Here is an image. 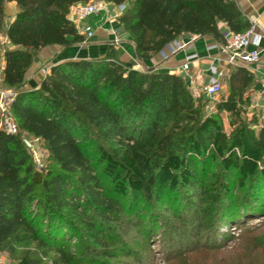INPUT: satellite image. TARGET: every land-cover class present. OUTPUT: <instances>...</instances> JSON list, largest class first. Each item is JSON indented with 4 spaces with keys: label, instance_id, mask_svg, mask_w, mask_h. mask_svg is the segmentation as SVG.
<instances>
[{
    "label": "trees",
    "instance_id": "1",
    "mask_svg": "<svg viewBox=\"0 0 264 264\" xmlns=\"http://www.w3.org/2000/svg\"><path fill=\"white\" fill-rule=\"evenodd\" d=\"M92 1L0 0V78L18 92L11 116L19 129L0 130V255L12 264H108L99 256L114 258L116 230L139 228L149 214L152 233L163 226L161 206L182 207L176 219L191 234L237 231L263 217L264 121L248 115L255 79L246 70L230 72L228 96L213 112L179 75L107 60L55 65L38 89L24 91L33 54L85 43L69 15ZM107 1L124 8L118 23L139 60L185 34L221 42L220 23L234 34L251 28L235 0ZM9 5L18 7L11 19ZM117 54L111 46L107 59ZM24 135L39 141L47 167L36 168ZM196 202L192 226L184 208ZM80 246L87 258L76 257Z\"/></svg>",
    "mask_w": 264,
    "mask_h": 264
},
{
    "label": "rangeland",
    "instance_id": "2",
    "mask_svg": "<svg viewBox=\"0 0 264 264\" xmlns=\"http://www.w3.org/2000/svg\"><path fill=\"white\" fill-rule=\"evenodd\" d=\"M13 7L15 9V6ZM14 9H10L9 6L7 8V13L11 14L10 19L17 13V10ZM87 22L86 25L92 27L93 20ZM90 43L91 39L85 38V44L90 45ZM1 90L3 91V89ZM227 96L228 85L226 81L224 91L214 102L210 103L208 111L213 112L214 105L221 98ZM249 113L252 114V111ZM260 116L262 117V115ZM224 119H226L225 116ZM225 125L226 127L228 125L226 120ZM3 129L5 130L4 122ZM24 138L31 139L34 146L39 149V155H31L34 163L38 161L42 169L47 167L49 164L48 156L41 148L39 141H35L26 135ZM36 168L38 169L37 166ZM199 206L201 204L196 202L194 205H190L188 209L187 207L184 208L186 216L193 222L192 226L197 225V218L195 219L193 214L195 210L199 209ZM164 207L161 206L158 209L161 211L159 224L163 225L162 227H155L156 229L152 233L146 234L145 229H149L147 227H149L150 221L146 222L145 219L149 217V214L146 217L141 216L140 223L142 225L139 228H135V224H133L128 226L132 227L131 229L125 225L122 229L116 230V241L113 242L110 252L114 258L105 261L104 256H99L101 255L99 254L100 260L108 264H264V216L247 219L244 222V228L237 231L230 227H224L220 228V232H217V228H215L212 232L191 234L184 230L182 222L176 219V217H181L179 212L182 207L170 208L165 210L167 212H164ZM148 212H151V208ZM131 220L134 218L129 217V221ZM176 233L179 234L176 236ZM210 233L213 234L212 237H208ZM216 233L218 237H216ZM195 236L200 240L194 238ZM209 238L212 240L210 241ZM215 238L217 246L214 243ZM79 250L76 257L87 258L83 252V247L80 246ZM0 264H12V261L2 254L0 255ZM76 264H91V262L87 259L80 260Z\"/></svg>",
    "mask_w": 264,
    "mask_h": 264
},
{
    "label": "crops",
    "instance_id": "3",
    "mask_svg": "<svg viewBox=\"0 0 264 264\" xmlns=\"http://www.w3.org/2000/svg\"><path fill=\"white\" fill-rule=\"evenodd\" d=\"M235 1L249 22L251 24H255V32L262 38L261 45L259 47L260 60L256 64L245 65L241 69H244L252 74L255 79L254 84L246 93V96L252 102V106L248 111V113L252 111V114L249 113L248 115L252 116L254 113L260 114L262 115L261 118L264 121V0ZM13 6H15V9ZM9 7L10 9L17 10L18 12V7L16 5H9ZM123 11L124 9L113 5L108 9L107 13L100 14L89 19V21L93 20V24L91 25L94 28H91L95 32L90 45H86L84 43L80 46L68 49H62L61 47L54 46L45 48L39 53L33 54V65L25 76L24 91H33L38 89L53 66L69 61L107 60L124 67L131 65V69L140 73L154 72L170 74L168 73L169 71H178L190 55L196 54L199 57L205 58V61L200 65L201 67H207L216 57H218L216 52H207V47L214 42V39L209 37L198 38L185 34L176 41L183 45L184 49L176 53L174 56L164 60L161 53H159L150 60H139L129 35L118 23V18ZM69 20L74 23L72 10L69 15ZM87 21L83 24V26L88 23ZM219 28L222 34L229 31L224 23H220ZM1 44L4 50L7 49L8 41L5 38L1 39ZM111 46H113L118 53L116 60L112 58L107 59L108 49ZM254 49L255 47H250L248 51H253ZM162 52H165V49ZM3 66L4 64L2 61V69ZM174 73L175 75L180 74L178 72ZM196 74L197 69L192 68L188 72V79L195 77ZM179 76L184 79L182 74ZM0 89L6 90V87L3 85V78H0ZM1 129H3V120L0 116V130Z\"/></svg>",
    "mask_w": 264,
    "mask_h": 264
},
{
    "label": "built area",
    "instance_id": "4",
    "mask_svg": "<svg viewBox=\"0 0 264 264\" xmlns=\"http://www.w3.org/2000/svg\"><path fill=\"white\" fill-rule=\"evenodd\" d=\"M113 5L111 1L97 0L72 8L73 21L77 30L85 38L92 39L95 34L94 30L89 26H83V24L94 16L107 13ZM120 8L124 9L123 7ZM261 41V36L255 32V24H251L250 30L242 34L227 31L223 34L221 42L214 40L207 47L208 53L216 52L218 54V57L207 67L200 66L205 58L195 54L188 56L179 70L174 72L182 74L184 79H187V85L195 99H204L209 103L214 102L224 91L225 80L232 70L242 68L245 65L256 64L260 60L259 47ZM250 47H255V49L248 51ZM183 49L184 46L175 41L165 47V52H161L162 58L166 60ZM192 68L197 69V74L188 79V72ZM174 72L169 71L168 73L175 74ZM17 94L16 91L8 89L2 91L0 89V116L4 122L5 130L11 135H16L19 132L11 116V105ZM23 142L30 155H39V149L34 146L31 139L24 138ZM35 164L38 169H42L38 161Z\"/></svg>",
    "mask_w": 264,
    "mask_h": 264
}]
</instances>
